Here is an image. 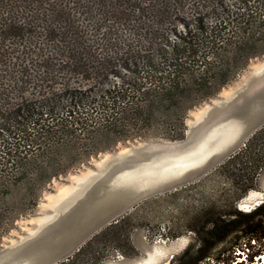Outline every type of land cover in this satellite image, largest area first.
<instances>
[{"label": "trees", "instance_id": "1", "mask_svg": "<svg viewBox=\"0 0 264 264\" xmlns=\"http://www.w3.org/2000/svg\"><path fill=\"white\" fill-rule=\"evenodd\" d=\"M71 1L0 0V59H6L7 41H34L33 29L45 22L47 36L60 37L74 65L86 68L92 59L68 9ZM109 1L72 3L106 6ZM182 24L183 30L174 29L151 49L127 53L120 65L126 74L112 69L89 89L20 98L0 107V239L15 220L37 206L54 179L119 142L154 130L167 139H182L189 111L216 96L252 59L264 56V0H216ZM263 167L264 127L215 170L222 174L231 168L237 192L221 208L212 204L196 212L190 230L200 245L194 258H187L186 252L178 264H230L233 253L242 243L251 247V240L260 244L256 257L262 254L264 203L250 212L236 205ZM130 217L105 228L60 264H99L104 255L96 248L103 244L131 252L132 230L122 232ZM221 245L227 246L215 254Z\"/></svg>", "mask_w": 264, "mask_h": 264}, {"label": "rangeland", "instance_id": "2", "mask_svg": "<svg viewBox=\"0 0 264 264\" xmlns=\"http://www.w3.org/2000/svg\"><path fill=\"white\" fill-rule=\"evenodd\" d=\"M72 1L68 9L80 35H84L88 45L86 53L92 61L86 68H77L70 56L64 53L62 44L65 43H61L63 41L60 37L47 36V30L43 29L46 27L45 22H38L33 29L34 41L21 43L11 39L6 42V59H0V107L20 98H40L67 89H89L112 69L126 74L120 65L127 53L151 49L162 37H170L174 29L183 30L182 20L190 21L195 14L203 12L216 0H110L106 6L89 3L87 7L74 5ZM57 24V27H63V24ZM109 77L115 82L119 81L112 75ZM263 91L264 56L252 59L216 96L189 111L182 139L171 140L162 137L158 130L148 131L142 137L119 142L112 150L100 153L66 175L54 179L42 193L37 206L15 220L9 231L1 237L0 252L44 233V225H51L59 218L56 214L61 217L69 214L77 200L65 208L60 207L61 203L81 188L82 180L98 172L114 155H128L132 149L149 144L163 148L168 143H184L193 126L209 121L208 127L216 121H211L209 115L210 110L216 106H220L217 118L221 121L215 127L228 122L238 123L239 118L234 115L236 108L245 106L247 98ZM253 136L240 145L241 150ZM162 155L160 151L146 161ZM219 166L194 182L174 191L152 195L135 206L127 214L131 217L122 230L124 234L132 230L130 239L133 250L128 252L111 249L109 245H99L96 250L104 255L99 264H138L153 252L157 244L167 247L165 259L171 254V249L176 253L171 264H178L179 258L186 252L187 258H194L200 245L196 232L190 230V226L195 228L196 212L212 204L221 208L237 192L230 181L233 170L225 169L222 174H218L215 170ZM263 179L264 167L259 171L253 188L241 199L250 191L248 197L252 192L259 191ZM240 200L237 201V208L250 212L239 207ZM226 246H219L214 253H219ZM250 246L246 248L242 243V247L233 253L230 264H261L260 255H255L261 249L260 244H254L251 240ZM200 264L213 263L207 260Z\"/></svg>", "mask_w": 264, "mask_h": 264}, {"label": "water", "instance_id": "3", "mask_svg": "<svg viewBox=\"0 0 264 264\" xmlns=\"http://www.w3.org/2000/svg\"><path fill=\"white\" fill-rule=\"evenodd\" d=\"M247 101L245 106L236 108L234 112L239 118L242 133L224 150L214 153L202 164L187 169L177 177L146 188L120 185L118 184L120 175L160 151L178 150L188 146L206 128L209 121L193 126L188 140L184 143H168L164 144L163 148L149 144L146 147L132 149L128 155H114L99 168L98 172L82 180L81 188L61 203L60 207L65 208L77 200L69 214L63 217L56 214L59 218L51 225L45 224L44 233L0 252V264H60L68 261L94 236L108 226L118 223L143 200L152 195L177 190L221 165L241 150L240 145L243 142L264 127V91L247 98ZM219 111L220 106L210 110L211 121L220 120L217 118ZM260 184L261 188L257 192H261L263 197L253 204V210L264 203V179ZM250 192L240 200L239 207ZM171 253L162 264H171L176 255L172 249Z\"/></svg>", "mask_w": 264, "mask_h": 264}, {"label": "bare ground", "instance_id": "4", "mask_svg": "<svg viewBox=\"0 0 264 264\" xmlns=\"http://www.w3.org/2000/svg\"><path fill=\"white\" fill-rule=\"evenodd\" d=\"M220 121L206 127L183 149L161 151L163 152L161 157H156L149 162L144 161L134 168L126 170L120 175L118 184L138 188L151 187L202 164L214 153L233 144L242 133L239 123L228 122L215 127ZM262 197L261 192H252L250 197L247 196L244 199L240 207L245 211H252L253 204L259 202ZM166 256L167 247L157 244L153 252L138 264H162Z\"/></svg>", "mask_w": 264, "mask_h": 264}]
</instances>
